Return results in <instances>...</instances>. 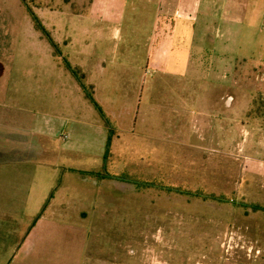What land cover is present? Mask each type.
<instances>
[{"label": "rangeland", "instance_id": "374dc122", "mask_svg": "<svg viewBox=\"0 0 264 264\" xmlns=\"http://www.w3.org/2000/svg\"><path fill=\"white\" fill-rule=\"evenodd\" d=\"M165 1L26 0L36 22L21 0H0V81L18 62L50 83L39 93L65 118L64 167L74 159L84 176L70 212L86 228L72 244L65 226L43 264H264V95L249 99L247 69L239 84L189 83Z\"/></svg>", "mask_w": 264, "mask_h": 264}, {"label": "crops", "instance_id": "0c3cea01", "mask_svg": "<svg viewBox=\"0 0 264 264\" xmlns=\"http://www.w3.org/2000/svg\"><path fill=\"white\" fill-rule=\"evenodd\" d=\"M171 3L173 11L160 10L173 20L172 41L178 35V45L185 44L180 48H185L189 83L200 79L224 86L230 76L232 83L239 84L247 69L257 81L249 99L264 95V0H166L167 8ZM22 64L14 63L8 83L0 81V264L7 260V264H43L45 253L57 257L65 226L76 233L68 241L72 244L79 242L80 228H86L70 212L79 207L84 176L74 159L64 167V149L56 143L68 138L59 134L65 118L41 103L44 93L39 91H47L50 83L31 79ZM4 74L5 66L0 63V80ZM146 92L140 93L139 100L143 95L146 99L156 95L150 87ZM70 124V134L80 132L79 121ZM149 124L147 133L153 131ZM129 130L119 133H134ZM152 138L148 135L146 141ZM106 147L109 154L112 141ZM69 150H75V143Z\"/></svg>", "mask_w": 264, "mask_h": 264}, {"label": "trees", "instance_id": "16d2710c", "mask_svg": "<svg viewBox=\"0 0 264 264\" xmlns=\"http://www.w3.org/2000/svg\"><path fill=\"white\" fill-rule=\"evenodd\" d=\"M21 2L26 6L27 11L29 12L31 18H32L34 21L37 22V18L35 17L34 13H33V12L31 11V9L26 5V0H21ZM36 25H37V28H38V29H40L41 31H43V33H44L46 36H48L47 33H46V31L41 27L40 24L36 23ZM49 40H50V42H52L51 39H49ZM52 45H54L53 42H52ZM67 68H68V70L73 74L74 77H78V76L76 75V74H78V71H77V70H72V68H71L69 65H67ZM80 85H81V84H80ZM86 97L88 98V100H89L94 106H96V104H95V102L93 101V98H92L91 95L86 94ZM105 122H106V121H105ZM262 210H264V208H263Z\"/></svg>", "mask_w": 264, "mask_h": 264}]
</instances>
